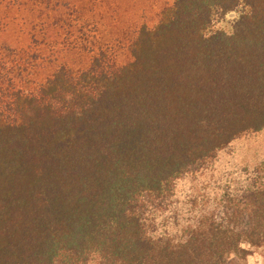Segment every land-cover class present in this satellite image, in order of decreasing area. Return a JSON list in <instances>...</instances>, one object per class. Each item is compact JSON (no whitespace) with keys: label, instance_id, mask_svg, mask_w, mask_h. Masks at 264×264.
I'll return each instance as SVG.
<instances>
[{"label":"trees","instance_id":"1","mask_svg":"<svg viewBox=\"0 0 264 264\" xmlns=\"http://www.w3.org/2000/svg\"><path fill=\"white\" fill-rule=\"evenodd\" d=\"M42 2H0V264H227L264 247V157L244 181L205 179L264 129V0H170L124 61L69 0Z\"/></svg>","mask_w":264,"mask_h":264},{"label":"rangeland","instance_id":"2","mask_svg":"<svg viewBox=\"0 0 264 264\" xmlns=\"http://www.w3.org/2000/svg\"><path fill=\"white\" fill-rule=\"evenodd\" d=\"M7 0H0L1 3ZM12 2L13 0H9ZM22 1V0H19ZM33 12L43 7L42 0H32ZM65 2L66 0H59ZM77 9L83 12L80 21L84 22V35L88 41L94 43V49L104 47L106 43L116 44L119 52V59L124 61L125 45L127 36L142 25H153L161 9L170 0H69ZM52 1H50L51 3ZM39 6H36L38 5ZM38 7V8H36ZM21 8V7H20ZM24 11H19L16 22L25 20L28 16ZM75 15V14H74ZM235 15L229 14L216 27L228 30L230 22ZM73 19V16L70 17ZM77 19V18H75ZM78 21V20H77ZM76 29L80 27L78 22L72 23ZM73 30H75L73 28ZM59 39H65L64 32H60ZM113 41H116L115 43ZM89 49V46H88ZM264 157V129L258 133L242 136L230 145L227 151H222L217 157L208 176L205 179L219 178L220 183L229 180V177L244 181L252 176V169L257 166ZM212 173V175H211ZM227 264H264V247L254 250L244 261H239L235 257Z\"/></svg>","mask_w":264,"mask_h":264}]
</instances>
